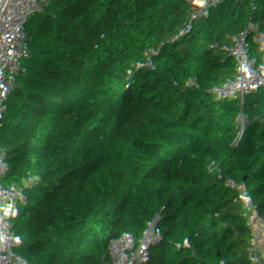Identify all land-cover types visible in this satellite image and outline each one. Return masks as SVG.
<instances>
[{
	"label": "trees",
	"instance_id": "trees-1",
	"mask_svg": "<svg viewBox=\"0 0 264 264\" xmlns=\"http://www.w3.org/2000/svg\"><path fill=\"white\" fill-rule=\"evenodd\" d=\"M237 24L235 16L206 14L202 35L183 44L192 74L205 73L219 54L210 37L235 33ZM241 73L243 82L216 89L201 130L185 129L136 171L153 118L149 76L138 66L112 72L105 95L62 85L25 109L0 143V264H196L199 245L207 249L203 264H251L239 250L223 251L234 235L225 217L203 234L169 223L195 205L194 189L170 175L214 153L243 174L245 199L236 209L264 238V88L246 85L264 83V60L248 51ZM173 74L167 65L154 72L164 80ZM245 101L260 105L259 120L242 117ZM210 176L219 186L212 169ZM110 181H117L113 197H96Z\"/></svg>",
	"mask_w": 264,
	"mask_h": 264
},
{
	"label": "built area",
	"instance_id": "built-area-1",
	"mask_svg": "<svg viewBox=\"0 0 264 264\" xmlns=\"http://www.w3.org/2000/svg\"><path fill=\"white\" fill-rule=\"evenodd\" d=\"M257 1L261 5L257 6ZM118 2L128 8L123 16L114 15L119 6L108 5L74 33L65 26L58 28L32 51L36 65L0 85V143L9 137L13 122L24 110L42 102L49 90L82 83L105 95L111 73L132 64L149 76L153 94L149 150L130 169L136 171L185 129H202L215 108L214 94L222 82H243L241 67L248 51L264 60V0ZM208 13L220 20L235 16L238 24L235 33L225 30L210 37L219 54L212 57L205 73L194 75L183 44L202 35ZM158 65L173 67V76L164 80L154 75ZM246 85L252 90L264 88L262 82ZM98 105L106 103L100 101ZM259 106L245 101L242 117L249 122L259 120ZM210 169L217 174L219 186L211 183ZM170 176L195 192L194 207L170 218L174 229L193 228L203 234L206 225L225 217L234 235L223 251L232 254L239 250L251 264H264V238L250 231L236 209L245 198L244 177L230 157L222 160L210 153L201 162L186 164ZM115 184L117 181H110L106 191L96 197H113L111 185ZM149 214L155 215L156 210ZM206 254V247L199 245L196 264H203Z\"/></svg>",
	"mask_w": 264,
	"mask_h": 264
},
{
	"label": "water",
	"instance_id": "water-1",
	"mask_svg": "<svg viewBox=\"0 0 264 264\" xmlns=\"http://www.w3.org/2000/svg\"><path fill=\"white\" fill-rule=\"evenodd\" d=\"M114 4L123 16L118 0H0V85L36 65L32 51L58 28L74 33Z\"/></svg>",
	"mask_w": 264,
	"mask_h": 264
},
{
	"label": "rangeland",
	"instance_id": "rangeland-1",
	"mask_svg": "<svg viewBox=\"0 0 264 264\" xmlns=\"http://www.w3.org/2000/svg\"><path fill=\"white\" fill-rule=\"evenodd\" d=\"M70 88H71L70 90H77V89H79V85H77V84L76 85H71ZM216 181L218 182V177L217 176H216Z\"/></svg>",
	"mask_w": 264,
	"mask_h": 264
}]
</instances>
